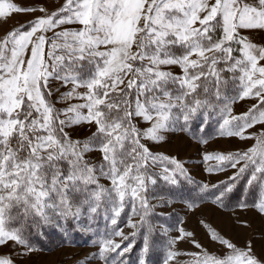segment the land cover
<instances>
[{
  "label": "snow or ice",
  "instance_id": "1",
  "mask_svg": "<svg viewBox=\"0 0 264 264\" xmlns=\"http://www.w3.org/2000/svg\"><path fill=\"white\" fill-rule=\"evenodd\" d=\"M0 29V264H264V0H0Z\"/></svg>",
  "mask_w": 264,
  "mask_h": 264
},
{
  "label": "rangeland",
  "instance_id": "2",
  "mask_svg": "<svg viewBox=\"0 0 264 264\" xmlns=\"http://www.w3.org/2000/svg\"><path fill=\"white\" fill-rule=\"evenodd\" d=\"M16 2L18 3H32L34 2V0H16ZM28 19V17L26 16H19L17 17V20L19 22H24ZM15 22V21H13ZM0 31H2V29H0ZM238 111H243L242 108H240L239 106L237 107ZM186 142L185 141H177L176 139L173 140V143L171 146L167 147L166 149H162L165 151H171V152H175L177 151V146H179L180 151L182 152V157L183 159H187L189 157L192 158V161L194 164H198L199 163V158H198V153H197V149L195 146H185ZM241 145L238 142H234L233 144H229L227 142L224 141H220V142H216V141H210V145H209V150H221V149H234L236 147H240ZM197 178L199 179L201 174H202V170L201 172H196L194 173ZM205 179H207V177H204ZM214 181V178H213ZM181 216H183V212H181ZM208 217L210 220H212L215 224H217L218 226L221 225L222 223V218L218 215H215L212 213L211 209H209L208 207H205L203 212L193 216V215H189L187 218V223H186V227H188L189 229L195 230L197 231V238L203 240V234L199 231L198 227H197V220L201 217ZM223 222L226 223V218L223 219ZM256 226H259V222H256ZM231 234V233H230ZM234 238H236L237 240H242L246 233L244 232H238L233 234ZM181 247H188L187 245H181ZM90 251V249L88 247H86L84 244L83 245H79V247H70V248H60L57 249L54 252H40L37 253L33 259L31 261L26 262V264H62L63 261H65L68 257H75V258H83L88 252ZM68 264H72V261L69 260Z\"/></svg>",
  "mask_w": 264,
  "mask_h": 264
},
{
  "label": "trees",
  "instance_id": "3",
  "mask_svg": "<svg viewBox=\"0 0 264 264\" xmlns=\"http://www.w3.org/2000/svg\"><path fill=\"white\" fill-rule=\"evenodd\" d=\"M79 245H83V242L82 241H78ZM43 252H49L47 250L43 251Z\"/></svg>",
  "mask_w": 264,
  "mask_h": 264
}]
</instances>
